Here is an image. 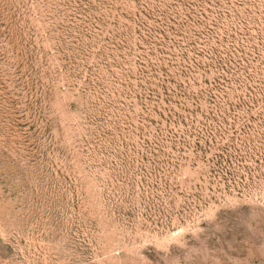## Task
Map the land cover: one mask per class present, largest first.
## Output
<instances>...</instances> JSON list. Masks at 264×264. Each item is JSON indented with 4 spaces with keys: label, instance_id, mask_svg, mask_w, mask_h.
<instances>
[{
    "label": "rangeland",
    "instance_id": "obj_1",
    "mask_svg": "<svg viewBox=\"0 0 264 264\" xmlns=\"http://www.w3.org/2000/svg\"><path fill=\"white\" fill-rule=\"evenodd\" d=\"M0 264H264V0H0Z\"/></svg>",
    "mask_w": 264,
    "mask_h": 264
}]
</instances>
